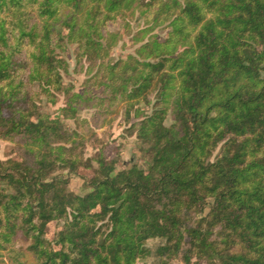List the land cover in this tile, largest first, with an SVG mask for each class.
I'll return each mask as SVG.
<instances>
[{"label": "trees", "instance_id": "16d2710c", "mask_svg": "<svg viewBox=\"0 0 264 264\" xmlns=\"http://www.w3.org/2000/svg\"><path fill=\"white\" fill-rule=\"evenodd\" d=\"M31 3L37 18L25 21L19 37L31 45L34 75L60 88L53 37L76 43L98 67L84 84L97 77L128 119L135 108L129 128L146 167L115 170L99 153L89 190L69 199L67 180L47 176L57 164L72 173L92 167L53 143L74 142L76 133L13 105L5 115L0 101L1 136L26 139L20 160H0V238H29L37 264H135L156 237L154 264H264V0H0V9L19 16ZM135 12L146 23L139 35L165 23V39L150 36L135 55L105 64L114 34L102 28ZM3 28L0 79L14 63ZM88 85L56 112L73 117L76 105L94 98ZM155 94L143 114L136 105ZM58 219L45 240L42 225Z\"/></svg>", "mask_w": 264, "mask_h": 264}, {"label": "rangeland", "instance_id": "374dc122", "mask_svg": "<svg viewBox=\"0 0 264 264\" xmlns=\"http://www.w3.org/2000/svg\"><path fill=\"white\" fill-rule=\"evenodd\" d=\"M24 5L23 14L19 16H15L13 11L10 12L8 9H0V23H3L7 44L4 49L14 62L7 66L9 74H5L4 78L0 79L2 111L7 115L10 113L9 106L13 105L20 107L26 113L49 115L51 118L58 119L63 128L72 130L76 134L72 136L74 142L54 141V145L63 144L66 147H72L71 152H65V157H82V161L86 163V159H90L92 165V167H86L80 164L77 166V172L72 173L68 168H62L60 164H57L47 178L61 174L67 180L66 193L70 199L73 194L82 195L89 190L88 180L93 175V168L97 165L95 160L91 159L96 158L99 153L114 161L115 170L129 167L133 163L145 168L146 155L141 150L142 144L137 139L136 133L129 128V123L135 120V108L130 110L128 119L124 114L123 103L107 93L103 86L97 83V77L94 79L95 82L92 80L93 84H84L88 77L94 75L98 67L96 68L81 55V50L76 43L66 41L64 36L53 37V43L58 45L54 48V53L61 62V66L58 67L60 88H56L55 84L46 86L43 80H40L41 78L34 75L32 60L29 56L31 45L27 43L26 36L21 38L19 36L25 21L32 22L37 16L32 3ZM145 25L144 20L139 18L138 12L124 17L113 16L108 20L102 30L111 32L114 36L111 47L109 46L107 54L102 59L103 62L106 64L118 61L126 54L135 55L136 48L150 36H156L158 40L165 39L168 30L165 23L154 26L149 35L145 33L139 35L137 31ZM66 31L67 29L63 28L61 35H65ZM135 36H138V39ZM179 49L181 46L177 47V51ZM86 85H88L87 93L93 94L94 98L104 97L103 100L90 98L76 105L73 117H66L56 112L57 109L68 104L74 93H81ZM156 98L157 94L152 95L136 107L138 106V109L147 115L153 110ZM169 122L170 119L167 117L166 123ZM4 129L0 126V160H20L25 154L26 139L20 134L3 137L1 134ZM219 151L217 147L211 159ZM51 194L49 191L45 197L51 199ZM61 224L62 219H58L42 225L45 240H51ZM3 230L0 228V231ZM11 238L10 240L0 238V264H37L28 250L30 239L20 234ZM161 241L158 237L147 239L146 246L150 252L136 260L135 264H154L156 262L154 249ZM171 264H183V262L176 258L171 261ZM201 264H204V261H201Z\"/></svg>", "mask_w": 264, "mask_h": 264}]
</instances>
